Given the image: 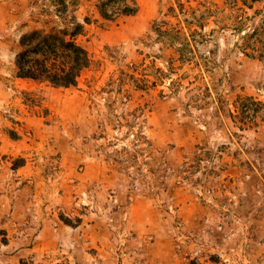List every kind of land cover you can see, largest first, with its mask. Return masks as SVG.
<instances>
[{"label": "rangeland", "instance_id": "374dc122", "mask_svg": "<svg viewBox=\"0 0 264 264\" xmlns=\"http://www.w3.org/2000/svg\"><path fill=\"white\" fill-rule=\"evenodd\" d=\"M75 86L20 79L60 9L0 0V264H264V0H78Z\"/></svg>", "mask_w": 264, "mask_h": 264}, {"label": "trees", "instance_id": "16d2710c", "mask_svg": "<svg viewBox=\"0 0 264 264\" xmlns=\"http://www.w3.org/2000/svg\"><path fill=\"white\" fill-rule=\"evenodd\" d=\"M61 7L48 16L35 20L32 28L22 33L15 54L16 75L56 87L78 84L93 57L84 45L88 18L78 15V0H44ZM102 16L115 19L137 12L136 0H98Z\"/></svg>", "mask_w": 264, "mask_h": 264}, {"label": "crops", "instance_id": "0c3cea01", "mask_svg": "<svg viewBox=\"0 0 264 264\" xmlns=\"http://www.w3.org/2000/svg\"><path fill=\"white\" fill-rule=\"evenodd\" d=\"M14 65H15V63H14ZM15 70H16V68H15ZM20 79H24V78H21V77H19Z\"/></svg>", "mask_w": 264, "mask_h": 264}]
</instances>
